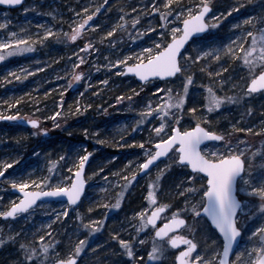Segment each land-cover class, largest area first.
I'll return each mask as SVG.
<instances>
[{"label":"rangeland","instance_id":"1","mask_svg":"<svg viewBox=\"0 0 264 264\" xmlns=\"http://www.w3.org/2000/svg\"><path fill=\"white\" fill-rule=\"evenodd\" d=\"M163 2L164 0H157V6L161 11H164ZM201 2L202 0H177V3L185 5ZM209 2L213 6V13L207 21L210 31L203 38L193 40L186 49L193 54V60L199 51L210 49H220V58L214 59L212 55L203 57L191 63L184 73L173 80L162 82L152 80L145 84L137 83L134 77L123 76L125 65H117L115 61L131 53H138L141 49L164 39L159 36L161 31L159 25L164 24V21L160 19L159 13L151 12V0H107V3L105 0H26L23 5L14 10L0 7V23H7V29H0V38H6L8 32L15 31L20 34V30L23 29L25 30L23 34L33 39L36 36L44 39V43L35 42L34 50L16 53L2 61L0 115L11 111L17 100L27 96L31 97L30 101L34 103L35 108L40 106L42 111L43 109L54 110L48 113L46 118L53 121V129H60L59 132L51 135L47 144L37 141L35 145L25 149L28 143L22 142V147L13 145L14 140L8 138L9 127L0 124V161H16L6 176L11 175L13 178L19 176L22 179L38 181L51 175L52 184L55 185L64 178L73 177L74 172L69 171V167L76 166V156L83 155L84 146H86V151L91 152L92 155L85 176L88 184L86 196L81 205L100 203L101 208L97 214L100 217L96 218L94 215L90 220L103 225L96 233L89 236V229L83 227V222L86 221L83 219L82 222V216L79 214L82 207L70 208L67 204L57 202L40 203L29 213L19 214L14 220L4 221L0 218V238L15 235L14 240H6L4 245H0L1 257L3 254L9 264L26 262L22 259L23 251L20 248V244L25 242L35 246L40 254L39 258H34L33 264H41V260H46V264H54V260L59 258L57 254H60L55 251L56 244L49 249V254L45 257L43 249L39 247L42 243L37 238L39 235H44V242L50 244L57 236L63 237V235L67 237V241L63 242L64 245H67L68 241L75 240L69 252L73 251L80 239L89 237L85 250L78 257L80 259L93 258L94 260V255L101 251L109 252L111 256H116L117 261H127L128 264H137L143 257L146 258L144 264L169 262L174 264L173 260L177 252L169 248V245L162 254H154L152 258L148 256L153 244L154 228L148 226L138 234L135 229L139 227L140 218L134 216V213L149 207L150 214L151 207L146 197L149 190H154L157 194V204L169 201L168 204L172 205L171 208L166 209L161 222H164L165 218L171 219V213L176 208H180L181 214H184L185 199H193L184 191L191 183L186 179L191 172L186 167L174 165L164 171L159 186L150 189L149 185L155 179L158 169L164 170L165 164L169 163V159L166 158L144 178H139L137 172L136 179L127 188L124 187L126 181L122 178L127 175L130 179L131 172L136 171L138 162L146 158L145 151L148 148L155 149L154 138L157 136L155 127L164 122L161 117L153 113V116L144 118L143 123H138L142 119V110L149 101H152L154 107L160 99H167L163 96V90L166 88H172L174 92L179 91L183 94V85L187 76L192 75L193 82L188 86L180 120L182 128L195 126L197 118L206 115L208 119H201V123L210 130L230 132L233 137L246 136L253 147H259L264 140V136L235 132L231 128L233 123H236L237 127L264 126V92L252 93L239 103L224 102L220 109L211 112L207 109L209 87L219 95L228 96L242 95L241 90H246V84L250 82L249 70L240 58L242 53H240L239 45L244 43V47H248L251 38L244 42L236 41V37L244 30H255L252 25L244 24L243 21L248 16L264 15V0H209ZM97 7L100 11L92 17L89 25H85L86 31L82 37L76 41L68 39L65 34L70 33L73 25L83 18L82 9L88 8L91 13ZM145 7L147 12L144 11ZM25 8H28L27 12L24 11ZM132 8L136 11L132 12L130 10ZM229 8L233 9L231 13L228 12ZM120 16H124V20H120ZM136 16H139V23L133 26L132 19ZM213 17L219 20L218 24L212 19ZM169 20V26L163 29L168 38L171 36V28L182 24V21H177L175 17H170ZM125 21H127L126 24ZM93 24L98 27H90ZM234 24L239 25V28L233 27ZM113 27H116L117 31L111 36L105 35ZM136 27L140 28L139 32L136 31ZM148 27H153L155 31H146ZM49 29L54 30V35L44 38V32ZM86 40L93 42L92 49H84ZM230 41L235 43L234 51L239 53L236 57L227 53V48L233 47ZM81 58L84 63H79ZM132 62H135L134 57H130L126 63ZM109 63L113 66L109 67ZM74 64H78L79 67L73 68ZM36 68H40L41 71H35ZM76 71L85 73L80 81L73 79L72 74ZM157 88L161 91L157 92ZM50 94L55 98L53 104L43 105L46 99H50ZM61 97L63 98L62 106ZM193 107L197 109L196 117L189 111ZM249 108L251 112L248 111ZM67 109L72 111L67 117L69 123L62 126L58 123V118L61 116H54V113L63 114V111ZM171 111L181 115L176 109ZM166 119L169 127H175L171 117ZM169 127L163 130L162 135L165 137L170 134ZM140 141L145 142L144 147L140 146ZM219 144H209L205 147L214 150ZM41 146H44L43 150ZM52 148L57 158L52 156V150H50ZM129 160L133 161L132 165H128ZM54 161L56 162L55 170L49 173V168ZM258 162L259 159L256 163ZM117 173L119 175H116ZM196 183L202 184L203 181L197 180ZM11 188V184L3 178L0 183V211L7 210L13 201L19 200V197L11 192ZM29 188L36 190L32 189L31 185ZM135 188L143 190L142 204L136 212L126 216L118 212L120 207H114L116 198L121 192L124 193V198ZM181 193L184 194L181 195ZM195 199L198 200L199 197ZM245 202L247 203L248 200L246 199ZM64 208H68L67 216L62 215ZM57 215H60L59 219ZM185 218L189 221V227L181 230V235H188L195 231V238L198 241H202L204 236H210L211 240L216 241L213 247L221 251L222 240L215 230L210 228L206 219L201 217L194 222L190 214ZM259 222V220H249L238 250L248 248L255 242V239L249 235V230H253ZM107 223L109 227H113V232L119 233L121 238L130 240L133 244L134 258L128 257L119 243L114 244L110 241L106 246L104 245L106 241H109L105 233ZM97 244L101 248H96ZM210 246H212L211 243ZM64 248L67 249L68 246ZM69 252H66L63 257L67 258ZM234 258L233 256L232 259ZM1 259L3 260V257ZM81 264H87V262L83 261Z\"/></svg>","mask_w":264,"mask_h":264},{"label":"snow or ice","instance_id":"2","mask_svg":"<svg viewBox=\"0 0 264 264\" xmlns=\"http://www.w3.org/2000/svg\"><path fill=\"white\" fill-rule=\"evenodd\" d=\"M23 0H0V3L5 5H19ZM107 3V0H105ZM140 7V5H137ZM211 4L209 0H202L201 3H193L185 5L177 3V0H164L163 9L157 6V0H151V12L159 13V17L164 21V24L159 25L161 31L159 36L164 39L159 42H154L152 46L141 49L138 53H131L124 56L123 59H117L115 64H124L128 73H134L141 79L147 81L149 77H174L177 73H184L191 63L201 60L203 57L212 55L214 59L220 58V49H210L209 51H199L193 60V54L189 52L185 45L194 34L204 32L210 27L206 20V14L209 13ZM135 12L136 9H130ZM25 12L28 8L24 9ZM84 12L83 18L78 23L73 25V30L66 33L68 39L76 41L82 37L85 25H89L92 17L100 11L97 7L95 11L89 13L88 8L82 9ZM147 12V8L144 9ZM232 8L228 9L231 13ZM150 14V13H149ZM170 17H175L177 21H182V25L171 28V36L168 35L164 28L169 26ZM218 24L219 20L216 17L212 18ZM120 20H124V16H120ZM127 21H125V24ZM139 23V16L132 19V25L136 26ZM244 24L252 25L254 31L244 30L241 35L236 37V41L247 42L249 38L250 43L248 47H244V43L239 45L242 62L247 65L249 70V80L246 84V90H241L242 95H219L213 88L209 87L207 109L209 112L220 109L224 102L239 103L245 97L250 96L252 93L264 92V15L259 17L248 16ZM90 27H98V25H90ZM239 28V25H233ZM0 29H7V23H0ZM25 30L21 29L20 34L17 32H8L6 38H0V61L6 57L12 56L16 53L34 50L36 41L44 43V39L40 36L33 37L23 34ZM62 31V30H61ZM117 31L113 27L111 31L105 33L111 36ZM139 32L140 28L136 27ZM148 32H154L153 27L146 29ZM54 30L49 29L44 32V38L52 37ZM115 43V41H113ZM233 47L227 48V53L233 57L239 55L234 51L235 43L231 42ZM93 42L86 40L84 49H92ZM182 49L184 51H182ZM83 50V49H82ZM130 57L135 58V62L126 63ZM184 61V63H182ZM79 63H84L81 58ZM113 65L109 63V67ZM78 64H74L73 68H78ZM223 70V69H222ZM35 71H41L36 68ZM258 72V74H257ZM10 75H13L10 73ZM73 79L80 81L84 77L83 71H76L73 74ZM19 79V77H15ZM7 79V77H5ZM193 82L192 75H188L186 82L183 85V94L179 91L174 92L172 88L163 90V96L167 99H160L153 107L152 101L142 110V119L138 123H143L144 118L153 116L156 113L161 117L164 122L155 127L157 136L154 138L155 149L148 148L142 162H138L136 171L131 172L129 179L125 175L122 179L126 181L124 187L127 188L137 177V172L149 170L150 166H154L160 157L169 159V163L165 164L164 170H159L152 184L149 185L150 189L159 186V181L164 175V171L174 165H181L188 167L192 170L186 179L191 183L185 188V192L193 199H185L184 214L182 210L176 208L171 213V219L165 218L164 222L157 226V221L160 219V214L169 209L172 205L168 203L157 204V194L154 190H149L146 199L149 201L151 211L149 214V207H144L141 211L134 213V216H139V227L135 231L139 234L149 225L155 228V238L151 251L148 256L154 257V254H162L166 250V246L170 245L173 249H179L180 245H186L182 250H178V255L175 257L174 264H264V140L261 141L259 147H253L248 142L246 136L233 137V134L226 131L210 130L208 127L203 126L201 119L207 120L205 115L202 118H197L195 126L182 128L180 120L182 119L183 108L187 98L188 86ZM106 84L107 81L105 80ZM235 87V85H233ZM157 92L161 89L157 88ZM123 97V93L121 94ZM129 98L130 97H125ZM63 98L61 97V106ZM20 101L17 100L18 104ZM11 107V105H9ZM90 107V105H89ZM79 110V105L77 106ZM176 109L181 115L171 111ZM194 117L197 116V109L195 107L189 109ZM251 112V108L248 109ZM62 115L61 112L54 113V116ZM20 116L19 112L7 117L0 115V119H16ZM167 117H171L175 127H169ZM155 118V117H154ZM243 119V117H241ZM27 123L38 126L40 121L38 119H29ZM169 127V133L166 137L162 135L163 130ZM235 132L250 133L256 136H264V126H245L237 127L236 123L231 125ZM255 128V131H254ZM47 132V129H41ZM87 134V129H85ZM205 141H219L221 142L213 150L209 147H202ZM135 143V141H133ZM144 141H140V146L144 147ZM85 151L83 155L77 154L75 165L69 167V171L74 172L75 176L71 179L64 178L58 181L55 185L52 184L51 175L41 178L38 181L32 179H22L17 176L13 178L11 175L6 176L8 170L16 163L15 160L0 161V178H4L7 183H10L12 188L18 189L22 193L18 202L13 201L7 210L0 211V217H13L15 218L19 213H29L34 205L42 197H64L68 206L76 205L81 199V195L85 190L87 181L83 177V171L91 152ZM63 159V157H60ZM257 159L259 162L256 163ZM133 161L129 160L128 165H132ZM56 162H52L49 173L55 170ZM204 174V175H201ZM116 175H119L117 173ZM197 180H202V184H197ZM29 185L32 186L30 190ZM45 186L41 188L40 186ZM184 193H181L183 195ZM124 193L121 192L117 198L114 207H120V201ZM199 199H195V197ZM248 200L246 203L245 200ZM91 211V209H89ZM191 215V219L197 222L202 216L210 220V224L222 234V251L213 247L216 241L211 240L210 236H204L202 241L195 238V231L190 232L188 235H181L174 230L189 227V221L185 219L186 215ZM62 215H68V208L62 209ZM60 215H57V219ZM83 222V217H81ZM249 220H259L258 226L253 230H249V235L255 239L248 248H241L236 250L242 234L247 228ZM102 223L98 224L92 220L83 222V227L89 229V236L96 233ZM169 233H173L169 237ZM114 239L119 241L123 246L128 257L134 258L133 244L130 240L123 239L118 232H113ZM42 243L39 247L43 249L45 257L49 254V249L53 248L56 241L51 244L46 243L45 236L39 235L37 237ZM89 237L80 239L75 244L72 252H69L67 258H57L54 264H77L79 255L85 250V245ZM168 238V239H165ZM15 239V235L0 238V245H4L5 241ZM143 241H141L142 243ZM212 246H210V243ZM99 244L96 248H100ZM21 250L24 252V259L26 262H34V258H39L40 254L37 252L35 246L29 243H21ZM58 255V254H57ZM234 255V259H232ZM41 264H46V260H41Z\"/></svg>","mask_w":264,"mask_h":264},{"label":"trees","instance_id":"3","mask_svg":"<svg viewBox=\"0 0 264 264\" xmlns=\"http://www.w3.org/2000/svg\"><path fill=\"white\" fill-rule=\"evenodd\" d=\"M30 98L31 97H27V96H24V98H22V100H19L20 102L14 106V108H11V111H8V112H5L4 115H14L16 112H19L20 113V116L19 117H28V118H33V119H38L40 120L42 123L41 125L39 126V128H36V130H32V129H26V130H22V129H18L16 128L15 130H9V139H13L14 140V144L13 145H19L18 147H22L21 143L24 142V143H28V145L26 146L25 149L29 148L30 146L32 145H35L34 143H37V141L39 142H42L44 144H47L49 142V139L48 140H45V139H42L41 137V130L40 129H47L48 131H50V133L54 134L56 132H59L60 129L56 130V129H53L52 127V124H53V121H51L50 119H47V115L48 113H51L53 112L54 110H51V111H48V110H44L42 111L41 107L39 106H34V103L32 101H30ZM49 98L50 99H46L45 103L43 105H50L51 103L53 104V100L55 99L54 96L52 94L49 95ZM68 110V109H67ZM63 111V114L60 115L61 117L58 118V123L62 126H65V125H68V121L69 119H67V117L71 114L70 110L68 111ZM3 115V116H4ZM61 127V126H60ZM15 135V136H14ZM34 136L36 137L34 139ZM44 146H41V150H43ZM54 147V146H52ZM49 148V147H48ZM47 148V149H48ZM52 150L51 153L53 154L52 156L54 158H57L55 156V150L50 149ZM49 150V151H50ZM142 193H143V190L139 189V188H135L134 191L131 193V194H127L123 199H122V202H121V205H120V210L118 212L120 213H124L126 216L127 215H131L133 214L134 212H136V210L141 206L142 204ZM169 202V201H168ZM166 202V203H168ZM100 203H94L93 204H86V203H83V205H80L82 208L81 210L79 211V214L83 217L84 221H87V220H90L91 218L95 217L96 218H99L100 216L97 215L98 214V210H100L101 206H99ZM102 205V204H101ZM89 209H91V211H89ZM113 227H109V224L107 223L106 226H105V233L107 234V237L109 238V241H106L104 243V245L106 246L107 243H109L110 241L114 242V244H117L119 243L118 240L114 239L113 236H112V231ZM66 236L63 235V237H56L55 241H56V248H55V251L59 252L60 254L59 255V258H64V254L66 252H69L71 250V246L74 244V242L72 241H68L67 242V245H64V241H67L66 240ZM72 243V244H71ZM64 246H68V248H64ZM70 247V248H69ZM101 248V247H100ZM136 256V255H135ZM3 257V260L1 259ZM2 257H1V254H0V264H9V261L5 258L4 259V255L2 254ZM22 259H24V252L22 254ZM145 257H143L142 259H140L139 262H137V264H144L145 262ZM25 261V259H24ZM83 261H86L87 264H128L127 261H117V258L116 256H111V253L109 252H99V253H96V255H94V260L93 258H85V259H81L79 264H81ZM117 261V262H116ZM31 264L32 262H23L21 264ZM19 264V263H17ZM33 264V263H32ZM133 264V263H132ZM166 264H172L171 262L169 263H166Z\"/></svg>","mask_w":264,"mask_h":264},{"label":"water","instance_id":"4","mask_svg":"<svg viewBox=\"0 0 264 264\" xmlns=\"http://www.w3.org/2000/svg\"><path fill=\"white\" fill-rule=\"evenodd\" d=\"M24 1H25V0H23V2H22L21 4H19V5H5V4L0 3V7L5 8V9H8V10H10V9H16V8H19L21 5H23V4H24ZM211 14H212V7L210 8L209 13L206 14V20H208V18L210 17ZM181 25H182V24H181ZM209 30H210V27H209L208 29H206L204 32H201V33H198V34H194V36H193L192 38H190V40H189L188 43L185 45V47L187 48L188 45H189L190 43H192L194 39L203 38V36H204L205 34H207V33L209 32ZM182 51H184V50L182 49ZM0 64H1V61H0ZM122 73H123V76L134 77V78H135V81H136L137 83H139V84H145V83L150 82V81H152V80H157V81H159V82H162V81H169V80H173L175 77H177L178 75L181 74V73H177V75L174 76V77H149V79H148L147 81H145V80L141 79L139 76L135 75L134 73H128V72L126 71V66L123 68V72H122ZM256 93H259V92H256ZM16 121H17L21 126H23L24 128H26V127L36 128V127H37V126H33V125L27 123L28 119L23 120L22 118H19V119H17ZM193 127H194V126H193ZM43 136L46 137V136H47V133L44 132V133H43ZM211 143H213V144H219V141H215V142H213V141H205V142H203L202 147H205V146H207L208 144H211ZM90 157H91V156H90ZM90 157H89V160H88V162L86 163L85 169H84V171H83V177H84V179H85V174H86V172H87L86 170H87V168H88V166H89V164H90V162H91ZM164 160H166V157H160L159 160H158L157 162H154V166H150V171H152V170L156 167V165H158L160 162H162V161H164ZM180 166H181V165H180ZM186 168H187L190 172H192V170H191L190 168H188V167H186ZM148 173H149V170L140 171V172H138V177H139V178H144L145 175H147ZM201 175H204V174H201ZM74 176H75V173L73 174V177H74ZM2 179H3V178H0V182H1ZM86 188H87V183H86V185H85V190H84V192H83L82 195H81V199H80V201H78L76 205H72L71 207H78V206L81 204L82 199L85 197V194H86V192H85V191H86ZM11 192H12L15 196L19 197V199H20L21 196H22V193H20L18 189L11 188ZM18 201H19V200H18ZM50 202L65 203V204L68 205V203H67V201H66V198H64V197H42V198H40V200L37 202V205H34V206H33V208H35L36 206H38L40 203H50ZM10 206H11V205H10ZM165 212H166V210H165L163 213L160 214V219H161V217L163 216V214H164ZM19 214H23V213H19ZM19 214H18V215H19ZM18 215H17V216H18ZM202 217H203V216H202ZM0 218H2V220H4V221H9V220H14L16 217H15V218H13V217H8V218L0 217ZM204 218H205V217H204ZM160 219H158V221H157V226H159V225L162 224L161 221H160ZM205 219L207 220V218H205ZM207 222H208L210 228H211V229H214V230L216 231L217 235L219 236V238L222 240V234H219V233H218V230H216L215 227L212 226V225L210 224V220H207ZM149 226H151V227L154 228V226H152V225H149ZM182 228H184V227L182 226ZM154 229H155V228H154ZM174 231L180 233V229H176V230H174ZM172 234H173V233H169V236L172 235ZM154 238H155V230H154ZM155 239H159V238H155ZM165 239H166V238H165ZM241 240H242V238L239 240V243H238V245L236 246V250H238L237 248L239 247V245H240V243H241ZM169 247H170L172 250H174V251H178V250H182L184 247H186V245H180L178 250H177V249H173L170 245H169ZM221 251H222V247H221ZM177 255H178V253H177ZM177 255H176V256H177ZM176 256H175V257H176ZM233 256H234V255H232L231 258H233ZM79 260H80V259L78 258V260H77V264H78ZM174 260H175V258H174ZM173 263H174V262H173Z\"/></svg>","mask_w":264,"mask_h":264},{"label":"flooded vegetation","instance_id":"5","mask_svg":"<svg viewBox=\"0 0 264 264\" xmlns=\"http://www.w3.org/2000/svg\"><path fill=\"white\" fill-rule=\"evenodd\" d=\"M5 117H7V116H9V115H4ZM0 122H2V123H0V124H5V125H7L8 127H9V129H11V130H15L16 128H17V126H16V121H15V119L13 120V119H0ZM50 135H52L50 132H49V136ZM51 137V136H50ZM50 137H49V139H50ZM186 219V218H185ZM187 220V219H186Z\"/></svg>","mask_w":264,"mask_h":264}]
</instances>
